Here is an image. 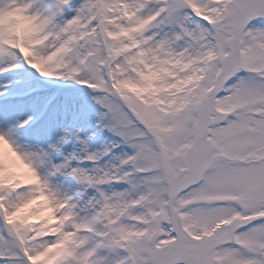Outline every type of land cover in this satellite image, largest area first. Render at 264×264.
<instances>
[{"label":"snow or ice","instance_id":"obj_1","mask_svg":"<svg viewBox=\"0 0 264 264\" xmlns=\"http://www.w3.org/2000/svg\"><path fill=\"white\" fill-rule=\"evenodd\" d=\"M0 264H264V0H0Z\"/></svg>","mask_w":264,"mask_h":264}]
</instances>
